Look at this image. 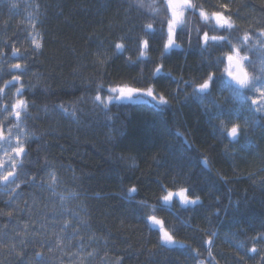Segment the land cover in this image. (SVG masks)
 <instances>
[{
    "label": "trees",
    "instance_id": "obj_1",
    "mask_svg": "<svg viewBox=\"0 0 264 264\" xmlns=\"http://www.w3.org/2000/svg\"><path fill=\"white\" fill-rule=\"evenodd\" d=\"M136 3L137 0H0V45L14 43L24 52L31 48L28 36L37 33L43 36L42 54L30 58L31 70L24 77L26 85H37L28 96L35 104L30 109L34 119L27 121L28 130L41 137L39 142L32 143L31 159L35 163L26 167L32 173L43 175L45 157L51 162L59 177L56 192L67 197L64 207L70 210V222L81 233L83 252L78 253L77 258L82 257L84 264H116L117 258L121 259V264H194L196 250L201 251L200 258L207 264L209 258L204 251L207 245L203 241L208 238L209 230L217 231L212 246L214 264H245V261L246 264H259V257L253 259L250 255L240 260L243 252L238 244L243 241L246 247H251L249 238L257 234L264 219V115H253L246 105L243 106L241 118L233 119L242 128L245 127L244 118L248 119L247 135L239 143L229 145L219 132L214 134L213 125L218 128L220 121L210 120V116L216 108L205 101V111L191 98L185 103L183 95L179 103L172 100L173 107L164 114L156 111L149 99L127 110L121 108L110 122L111 133L105 126L103 113L93 112L90 103L79 105L84 110L78 112L79 125L52 110L62 102L70 108L71 102L84 95L85 88L94 87V82L102 75L106 83L118 76L132 83L131 78L138 76V66L128 67L124 63L128 56L136 58L137 53L131 45L127 53L111 63L107 69L111 75L97 71L92 55L100 41L107 47L109 41L123 35L133 25L137 26L135 34L139 33V25L144 23L149 12L147 8L129 7ZM217 3H229L234 13L239 11L240 19L236 24L241 32H258L264 28V0H207V4ZM190 23L195 28L201 21L193 19ZM182 47L188 48L186 43ZM0 51L11 55L10 49L0 48ZM151 55L156 61L158 50ZM204 55L206 62L209 56L215 60L222 53L214 49ZM249 55L259 65L261 55L257 52ZM153 66L144 67L140 86L147 83ZM203 67L195 45L187 51L177 50L165 63V70H171L176 77L183 75L185 80L198 79ZM0 69V75L8 71L3 59H0ZM167 83V78L161 80V85ZM181 89L191 93V88L184 89L181 85ZM175 90L174 80L167 89L157 87V91L165 95ZM212 98L225 112L241 108L239 101H233L227 90L222 94L214 91ZM45 104L49 109L47 114L43 111ZM112 112L117 113V108L113 107ZM222 119L228 123L226 116ZM122 122L127 125L123 136L119 135ZM89 124L91 127H86ZM177 130L184 134L183 137H177ZM109 134L112 140L108 139ZM184 138L192 145L190 148L182 143ZM202 158L210 162V172L203 168ZM133 159L138 166L135 169L130 168ZM217 173L223 175L226 182L220 181ZM133 183L139 190L137 199H146L149 205L158 202L159 184L169 190L187 187L200 196L203 203L194 211L191 207H181L178 202L164 205L160 201L165 210L156 213L166 226L177 229L175 238L188 247L157 246L155 232L150 233L145 226L144 210L121 197L122 191ZM22 187L30 206L34 198L40 209L45 204L51 208L50 201L55 200L59 211V196L53 197L46 190ZM7 199L4 191L0 192V208L5 206L3 201ZM237 199H247V203H241L237 211L230 206L226 213L215 214L228 205L229 200ZM20 206L24 207L23 201ZM71 213L76 215L72 217ZM8 219L0 216V239L5 243L15 236L13 226L17 220L23 225L28 218L20 213L10 224ZM40 219L39 215L33 218L36 228H39L37 221ZM79 220L85 221L88 227H82ZM182 221H187L191 227L182 226ZM48 227L59 230L60 224L49 223ZM20 239L16 236V250L24 249L23 259L7 247L0 248V264H33L34 254L40 250L39 243H33L29 236L28 243L21 245ZM77 251L72 247L68 255ZM89 252H94V257H89ZM45 259L47 264H59L61 256L58 252L46 253ZM63 259L64 264H68V256Z\"/></svg>",
    "mask_w": 264,
    "mask_h": 264
},
{
    "label": "snow or ice",
    "instance_id": "obj_2",
    "mask_svg": "<svg viewBox=\"0 0 264 264\" xmlns=\"http://www.w3.org/2000/svg\"><path fill=\"white\" fill-rule=\"evenodd\" d=\"M205 4H207V0H200V2L197 0H152L147 4L144 0H137L136 5L130 4V8L133 6L138 10L147 8L149 12L144 23L139 25V33L135 34L137 26L133 25L126 33L109 41L107 47L104 46L103 41H100L92 55L97 71L107 73L111 63L127 53L129 45H131L137 53L136 58L128 56L124 63L128 67L138 66V76L131 78L132 83L124 82L123 78L119 76L106 83L102 75L94 82V87L85 88L84 95L71 102L70 108L62 102L55 105L52 110L64 119L79 125L81 121L78 112L83 113L84 111L79 105L90 103L93 112L103 113L105 126L110 129L111 133L112 124L110 122L118 116L121 108L130 109L133 105H139L142 98L146 97L154 105L156 111L164 114L173 107L171 101L175 100L179 103V97L183 95L185 103L191 98L204 107L205 111H207L205 101L216 108V112L210 116V120L220 121L218 128L213 125L214 134L219 132L221 138L226 139L229 145L239 143L240 139L247 135L246 129L249 125L247 118H244V128L240 123L235 122L241 118L242 107L246 105L248 112L253 115H264V28L259 29L258 32L249 30L241 32L236 24V20L240 19V13L239 11L234 13L229 3L207 4V7ZM208 8H211L212 11L209 12ZM193 19L201 21L195 28L190 23ZM26 39L31 48L30 50L25 49L24 52H21L20 47L14 43L0 45V48L10 49L11 52L9 56L7 52L0 51V59H3L8 66V71L0 75V184L4 186V194L8 197L3 201L5 206L0 208V216L8 217L9 224L20 213H24L28 218L23 225H20L17 220L16 225L13 226L15 236L10 238L9 243L0 239V248H9L22 260L24 249L16 250V236L21 238L19 241L21 245H26L28 237L31 236L33 243L38 242L40 245V250L34 254L33 264H47L46 253L56 252L61 256L59 264H64L63 257L66 255L68 264H84L82 257L77 258L78 253L83 252L81 233L70 222V210L64 207L67 197L56 192L59 177L51 162L45 157V163L42 166L43 175L39 172L32 173L26 167V165L35 163L31 159L32 143L39 142L41 137L28 130L27 121L34 119L30 109L35 106L34 102H30L28 96L37 85H26L24 77L31 70L30 58L41 55L44 47L43 36L38 33L30 35ZM89 39L91 40V38ZM184 43L187 44V49L182 47ZM194 45L200 53L201 63H204V67L201 69L202 75L198 79L185 80L183 75L176 77L173 76L171 70H165V63L172 55L176 54L177 50L187 51ZM214 49L219 50L222 55L217 56L215 60L209 56L205 62L204 54L210 53ZM154 50H158L156 61H153L151 55ZM253 52H257L262 57L259 65L250 58L249 54ZM146 65L154 66L147 78V83L140 86L139 81L144 80ZM221 66H223L222 71ZM107 74L111 75V73ZM164 78L168 79V83L161 85V80ZM173 80L176 82L175 93L169 91L168 95H165L163 91H157L158 86L167 89ZM181 85L184 86V89L191 88V93L182 90ZM225 90L229 91L233 101H239L241 108L229 109L227 112L221 109L212 97L214 91L222 94ZM113 107L117 108V113L112 112ZM43 111L48 113L47 104L43 105ZM225 116L228 118V123L222 119ZM258 123L259 120H257ZM86 127H91V124ZM126 130V122H122L119 135H125ZM176 135L183 137L184 134L177 130ZM108 139H113L111 134ZM182 143L189 148L192 146L186 138ZM200 162L204 169L211 171L207 158H202ZM157 163L159 164V161ZM137 167L133 159L130 168ZM217 176L220 181H225L223 175L217 173ZM22 186L46 190L53 197L59 196V211L55 200L50 201L51 208H49V204H45L44 208L40 209L39 202L35 198L30 206L28 200L24 198ZM159 190L161 195L155 205H149L146 199H137L139 190L134 183L122 191L121 197L124 201L135 202L140 209L144 210L145 226L150 233L155 232L158 247H188L184 242L175 238L177 229L166 226V222L158 218L156 213L158 210H165L161 207L160 201L164 205L178 202L181 207L185 209L191 207L194 211L203 203L200 196L195 195L193 190L187 187L169 190L163 184H159ZM21 201H23L24 207L20 206ZM241 203L246 204L247 199L229 200V204L218 209L215 214L218 215L221 211L226 213L230 206L233 211H237ZM37 215L41 218L40 221H37L39 228H36L33 223V218ZM75 215V213H71L72 217ZM49 223H59V230L49 229ZM78 223L82 227H88L83 220H79ZM181 224L184 227H191L187 221H182ZM69 232L70 235H65ZM207 236L208 238L203 241V244L207 245V248L204 249L209 258L207 264H214L215 257L212 246L217 231L209 230ZM93 239L96 238L93 237ZM249 239L252 241L251 247H246L243 241L238 244L243 252L239 257L240 260H245V255H250L253 259L259 257V264H264V219L261 221V228L257 234ZM75 240H80L81 243L74 245L72 242ZM258 244L261 247H257ZM72 247H76L78 251L68 255ZM87 255L94 257L95 253L89 252ZM201 255V251H195L194 264H206L200 258ZM116 264H121L120 258H117Z\"/></svg>",
    "mask_w": 264,
    "mask_h": 264
},
{
    "label": "flooded vegetation",
    "instance_id": "obj_3",
    "mask_svg": "<svg viewBox=\"0 0 264 264\" xmlns=\"http://www.w3.org/2000/svg\"><path fill=\"white\" fill-rule=\"evenodd\" d=\"M0 186H2V184H0ZM2 191H3V189L0 188V192H2Z\"/></svg>",
    "mask_w": 264,
    "mask_h": 264
},
{
    "label": "rangeland",
    "instance_id": "obj_4",
    "mask_svg": "<svg viewBox=\"0 0 264 264\" xmlns=\"http://www.w3.org/2000/svg\"><path fill=\"white\" fill-rule=\"evenodd\" d=\"M146 99H148V98H146V97H145V98H142V100H146ZM3 191H4V190H3Z\"/></svg>",
    "mask_w": 264,
    "mask_h": 264
}]
</instances>
